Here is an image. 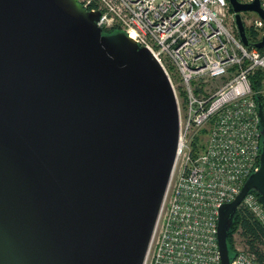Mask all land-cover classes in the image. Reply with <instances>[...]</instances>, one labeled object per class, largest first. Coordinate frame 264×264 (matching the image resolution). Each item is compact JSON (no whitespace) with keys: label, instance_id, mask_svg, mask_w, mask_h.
I'll list each match as a JSON object with an SVG mask.
<instances>
[{"label":"water","instance_id":"95a60500","mask_svg":"<svg viewBox=\"0 0 264 264\" xmlns=\"http://www.w3.org/2000/svg\"><path fill=\"white\" fill-rule=\"evenodd\" d=\"M241 14L258 0H227ZM77 0H0V264H142L174 157L176 103L154 57L103 34ZM253 46L264 47V32ZM258 168L217 209L220 264L243 196L264 208Z\"/></svg>","mask_w":264,"mask_h":264},{"label":"built area","instance_id":"2783aa9c","mask_svg":"<svg viewBox=\"0 0 264 264\" xmlns=\"http://www.w3.org/2000/svg\"><path fill=\"white\" fill-rule=\"evenodd\" d=\"M77 1L98 13L101 32L118 30L154 57L176 103L174 157L142 264H220L217 209L258 168L255 99L264 116V47L242 44L227 0ZM258 3L264 13V0ZM252 14L246 25L258 41L264 23ZM258 71L263 77L254 88ZM238 206L264 229L255 191ZM229 264H259L236 234Z\"/></svg>","mask_w":264,"mask_h":264},{"label":"trees","instance_id":"16d2710c","mask_svg":"<svg viewBox=\"0 0 264 264\" xmlns=\"http://www.w3.org/2000/svg\"><path fill=\"white\" fill-rule=\"evenodd\" d=\"M102 33L110 32L103 31ZM244 33L248 45L251 46L255 43V41H257L256 33L251 29V27L244 25ZM262 77V73L258 71L251 78V82L254 88L259 86ZM233 234L237 235L239 241L246 247L248 252L252 254L254 259L259 264H264V229L252 217L251 213L242 206H238L236 208V211L232 217L231 226L226 237V246L229 259L232 256Z\"/></svg>","mask_w":264,"mask_h":264},{"label":"rangeland","instance_id":"374dc122","mask_svg":"<svg viewBox=\"0 0 264 264\" xmlns=\"http://www.w3.org/2000/svg\"><path fill=\"white\" fill-rule=\"evenodd\" d=\"M253 18V14L251 12H247V13H244L243 16H241V19H242V22L243 24H247V22L249 20H251ZM247 26V25H246ZM115 32H118V30H112L110 33H115Z\"/></svg>","mask_w":264,"mask_h":264},{"label":"flooded vegetation","instance_id":"af4514ba","mask_svg":"<svg viewBox=\"0 0 264 264\" xmlns=\"http://www.w3.org/2000/svg\"><path fill=\"white\" fill-rule=\"evenodd\" d=\"M103 34H110V33H103Z\"/></svg>","mask_w":264,"mask_h":264}]
</instances>
